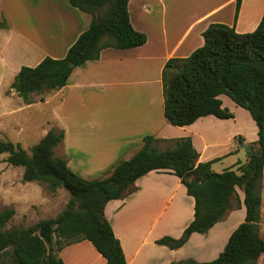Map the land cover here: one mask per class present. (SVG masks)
<instances>
[{
	"label": "trees",
	"instance_id": "obj_1",
	"mask_svg": "<svg viewBox=\"0 0 264 264\" xmlns=\"http://www.w3.org/2000/svg\"><path fill=\"white\" fill-rule=\"evenodd\" d=\"M234 1L235 21L242 0ZM67 2L90 14V24L62 58L45 56L35 66L19 68L9 89L25 104L34 102L32 94L62 88L75 66L99 58L103 48L127 49L146 42V35L131 25L128 0ZM0 28H8L3 17ZM202 37L203 44L191 54L170 58L163 67L164 117L176 126L191 124L206 115L232 118L233 113L222 106L219 98L224 94L246 109L256 124L257 140L250 146L251 156L245 162L238 161L235 169L215 172L212 161L197 162L198 153L190 137L171 140L160 148L158 144L164 139L145 135L141 147L130 158L118 161L105 177L85 179L67 165L64 157L54 155V148L63 140V129H50L29 151L0 138V154H6L7 164L23 167V181H38L51 191L63 188L69 193L68 202L55 217L39 219L26 227L6 228L15 210L0 208V264H65L60 251L82 239L92 243L106 264H126L103 210L109 200L132 193L135 180L151 170L176 175L194 199V218L182 235L156 240L170 248L181 247L193 232H207L232 207V199L238 207L236 187L244 193V221L231 232L215 259L168 264H257L264 254V239L259 233L264 166V12L251 32L238 33L234 23L214 22ZM236 139L243 142L241 136Z\"/></svg>",
	"mask_w": 264,
	"mask_h": 264
},
{
	"label": "crops",
	"instance_id": "obj_2",
	"mask_svg": "<svg viewBox=\"0 0 264 264\" xmlns=\"http://www.w3.org/2000/svg\"><path fill=\"white\" fill-rule=\"evenodd\" d=\"M27 7V11L43 12L39 18L54 24L48 40L25 43L35 54L31 66L45 56L62 58L92 18L67 0H31ZM127 9L132 27L146 35L143 45L103 48L99 58L75 66L62 88L40 94V100L52 105L61 123L56 127L64 131L59 145L67 165L85 179L105 177L118 161L130 158L141 147L145 135L164 139L160 143L165 146L171 140L190 137L197 162L212 161L215 172L245 162L247 153L236 137L241 136L243 145L248 146L257 140V127L249 112L243 111L246 123L241 126L234 113L228 119L206 115L188 125H172L163 114L161 74L168 59L186 57L203 44L202 32L210 23H234L238 33L253 31L263 15L264 0H242L235 21L234 0H128ZM21 64L8 78L9 85ZM221 101L234 112L231 102ZM133 187L132 193L109 200L103 210L126 264L213 260L245 218L244 193L236 187L238 207L232 199V207L207 232H193L181 247L170 248L156 240L182 235L194 218L193 197L169 171L151 170L137 178ZM259 233L264 239V166ZM59 254L65 264H106L87 239L65 246ZM261 260L264 254L257 264Z\"/></svg>",
	"mask_w": 264,
	"mask_h": 264
},
{
	"label": "rangeland",
	"instance_id": "obj_3",
	"mask_svg": "<svg viewBox=\"0 0 264 264\" xmlns=\"http://www.w3.org/2000/svg\"><path fill=\"white\" fill-rule=\"evenodd\" d=\"M2 1L0 18L3 17L11 28L0 30V138L17 143L29 151L47 131L60 130L56 123L59 125L61 123L52 110V105L40 100V94H32L34 102L25 104L13 90L9 89L8 78L19 63L31 66L29 63H32L35 54L28 50L25 43L30 41L40 44L48 40V33L53 31L54 24L39 18L43 12L31 9L27 11V3L31 0ZM47 8L44 7L43 10ZM222 99L224 102H231V107H236L234 112L228 109L234 113L237 123L240 126L242 123L245 124L243 111L247 110L234 104L226 95H222ZM78 124L84 123L78 121ZM58 145L54 148V155L61 157L63 149ZM158 145L160 148L165 146L164 143ZM5 157V153L0 154V208L12 207L15 210L6 228L26 227L39 219L52 218L60 213L69 200V193L63 188L51 191L44 183L38 181H23V167L7 164ZM259 264H264V261L261 260Z\"/></svg>",
	"mask_w": 264,
	"mask_h": 264
},
{
	"label": "water",
	"instance_id": "obj_4",
	"mask_svg": "<svg viewBox=\"0 0 264 264\" xmlns=\"http://www.w3.org/2000/svg\"><path fill=\"white\" fill-rule=\"evenodd\" d=\"M69 65H70L71 67H73V66H74V63H73V62H69ZM240 146H242V147L244 148V150H245L246 153H247V157L249 158V157L251 156L250 146H248V145H243L242 142H240Z\"/></svg>",
	"mask_w": 264,
	"mask_h": 264
}]
</instances>
